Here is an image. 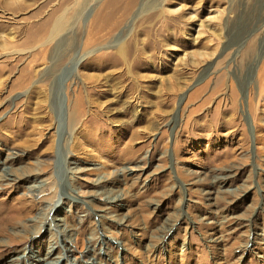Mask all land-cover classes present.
<instances>
[{"label":"rangeland","instance_id":"374dc122","mask_svg":"<svg viewBox=\"0 0 264 264\" xmlns=\"http://www.w3.org/2000/svg\"><path fill=\"white\" fill-rule=\"evenodd\" d=\"M263 67L264 0H0V264H264Z\"/></svg>","mask_w":264,"mask_h":264},{"label":"bare ground","instance_id":"6f19581e","mask_svg":"<svg viewBox=\"0 0 264 264\" xmlns=\"http://www.w3.org/2000/svg\"><path fill=\"white\" fill-rule=\"evenodd\" d=\"M60 27H61V20H60V17H58V19L55 21V23H54V26H53V28H52V30H51V34L53 33H55V32H57V31H59V29H60ZM47 33V32H46ZM46 33H45V28H43V36H44V34H45V36H46ZM49 34H50V32H49ZM263 71H264V67H263ZM31 74V72H27V75L29 76ZM81 104V98L80 97H77V99H76V102H75V105L76 106H79ZM79 112H74L73 114H72V117H71V119L73 118H75V119H77L78 118V116H79V114H78ZM75 121V120H74ZM72 123V122H71ZM77 123V122H76ZM7 174V173H6ZM5 174V175H6ZM10 174V173H9ZM4 176V175H3ZM70 178H71V175H70ZM51 223V222H50Z\"/></svg>","mask_w":264,"mask_h":264}]
</instances>
